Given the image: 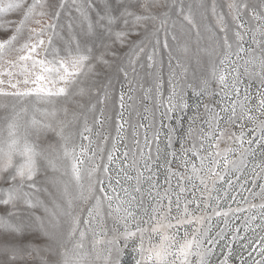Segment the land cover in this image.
<instances>
[{"label": "rangeland", "instance_id": "1", "mask_svg": "<svg viewBox=\"0 0 264 264\" xmlns=\"http://www.w3.org/2000/svg\"><path fill=\"white\" fill-rule=\"evenodd\" d=\"M237 2H241V0H237ZM213 3L216 4L218 15L212 13ZM231 3L232 0H166V4L151 8L153 15L164 19L163 28L161 29L159 20L156 22L146 21L142 27L136 29V35L128 37L124 47L113 46L112 55L107 57L108 63L112 65L111 68L97 65L95 75L85 79L84 83L80 85L86 92L83 97H76V103L81 107L77 109L69 106L70 113H76L80 120L67 131L75 133L82 130L85 119L88 127L92 129V132L89 133L91 144L88 140H78L76 143L82 145L87 150L88 156L92 157V160L89 161L86 156L84 159L87 163L82 167L87 168L88 165L94 163L100 169L93 181L99 182L95 197L101 199L103 206L99 210V215L93 212L90 217L88 213L92 212L95 207V198L89 199L87 203H82L78 199L80 189L71 179L70 172L68 175H61L48 170L43 163L41 164L42 171L38 181L43 191L38 194V198L43 201L44 207L25 211L24 219H28L30 213L33 217L46 220V234L34 231L28 237V242L46 249L41 255L48 264H59L64 259L62 253H67L70 264H76L77 261L79 264H106L109 249L112 250L109 264H116V252L119 250H122L119 264H137L136 249L140 245L139 237H133L128 241L123 239L124 222L121 219V214L112 209L120 207L121 212L124 211L120 199H129L130 203L142 199L143 203H135V207L128 214L134 213L137 220L148 218L150 212L145 209L149 207L150 203L153 207L155 206L154 201L150 200L147 195L153 181L144 180L140 185L141 192L136 193V176L139 172H144L145 176L154 175L156 177L154 182L158 186L159 192L163 194L168 175L166 168H170L173 172L184 173V180L179 182L183 183L186 189L180 201L181 208L185 202L191 201L193 196L197 197L196 203L202 205L200 209H196L194 204L190 203L189 211L194 212L204 221V228L201 231L208 232L204 247L210 250L215 249L214 255L210 258L211 264H219V260L227 255L226 245H230L232 249L229 264H241V261L243 264H255L258 260L264 261V254L259 253V247H264V240L261 239L264 237V224L261 223V219L264 217L261 216L260 211L261 204H264V194L260 193L259 189V185L264 184V180L260 179L259 170L257 169L258 175L255 183H252L253 176L249 174V170L245 169L244 177L240 180L236 179L238 173L230 172L224 182L214 184L215 177L209 178L208 174L200 171L197 167L199 176H193L192 181H187V177L193 175L191 165L199 166L201 163L188 149L195 146L199 156H207L208 151L217 150L211 145L213 140H220L218 132H225V140L220 142L219 151L223 153L229 148L235 151L236 145L226 141L231 132L239 134L241 131L240 128L227 125L224 120H221L217 132L213 133V140H209L207 133L211 126L205 119L207 113L204 111V105L207 103L219 110V105L212 104L209 100V96L216 86L215 82L209 84L208 91L200 94L202 81L211 80L214 65L218 67V60L222 56L221 44L224 33L220 32V24L222 23L228 30L230 39L235 31L232 16L229 15ZM245 3L249 5V8L245 10L241 21H248L246 27L251 31L245 36L244 47L257 53L260 49L253 45V40L264 43V38L260 36V25L251 20V12L259 11L261 0H242L241 6L243 7ZM60 4L61 0H48L47 6L42 9L47 13L46 17L40 18L38 10L37 16L26 25L24 35L16 47H20L27 41L28 29L36 32L43 29L45 34L40 38L46 42L52 40V45L49 46L46 43L45 49L56 50L63 54L65 51L64 41L69 35L67 25L75 21L79 13L76 11L75 5L71 3L62 10ZM181 8L183 13H181ZM57 13H59V19L56 18ZM189 14H191L195 27L187 24L183 19V16ZM9 15L15 14L10 13ZM4 22L5 18H0V23ZM53 23L54 31L48 30V25ZM119 27L122 28L124 25ZM158 30V36H154L153 33ZM75 31H79V29L77 28ZM75 38L82 42V49H92V54L95 56L103 55L107 45L112 43L105 33ZM158 40L161 42L167 40L168 47L163 48L160 43H157ZM32 43H36V40H33ZM18 55L15 50H12L5 54L4 59L11 64L18 59ZM136 55L140 56L139 60L135 59ZM39 58H44L43 53ZM47 58L50 60L52 56L49 55ZM249 58V56L234 58V64L241 69V80L243 81L240 85L241 89L248 88L254 94L258 90L260 80L258 77L250 78L244 75V68L247 67L252 73H258L261 69L258 58L254 60L253 64L242 63ZM130 61L134 66L130 64ZM0 68L7 70L8 65L0 64ZM12 71L18 72L19 68H14ZM182 73H186V75H182ZM232 75H236V73L233 72ZM173 77H175L174 84H169V80ZM157 78H159V85H162L159 96L155 91L158 86ZM3 79L7 81L6 77ZM173 86L177 92H182L184 96V101H181L178 96L173 97L174 102H187L188 108L166 114L168 96L171 95ZM105 88L109 95L105 103H100L101 100H105L103 91ZM92 93H97V95H92ZM121 94L125 97L124 101L120 100ZM212 99L224 102L223 96H216ZM0 105L6 106L0 108V124L5 126L7 121L3 118L12 115L11 108L17 107V110L20 111L23 107L12 98L5 97H0ZM99 120H102L103 124L98 123ZM57 122L53 121V123ZM121 123L124 124L123 130L119 128ZM256 127L258 129L259 125ZM121 132H123L122 137ZM157 132L159 136L156 143H153L152 138ZM252 135L254 133H248L249 137ZM105 138H107V142H105ZM137 138L139 143H137ZM48 139L51 143H56L54 137L50 136ZM149 145L151 148L148 147ZM41 147L46 148L47 143H42ZM201 148L206 151H199ZM156 149H159L158 158ZM259 151L261 149H257V152ZM113 153H115L113 162L109 164L108 157ZM124 153H128V156L125 157ZM181 157L186 158L189 165H184V160ZM238 158V156L230 155V159L237 160ZM262 159L264 157L258 154L250 157L249 169L252 163H259ZM146 163L152 169L151 172L146 167ZM208 163L205 160V164ZM61 166H67V162ZM185 167H188L187 172H184ZM105 168L108 169L107 174L104 171ZM118 171L121 177H128V179H121L120 184H116L115 179ZM221 171L222 169H217V172ZM106 176L113 177L111 184ZM201 178L207 181L208 188L212 191L205 190L200 184ZM244 178L248 183L240 187ZM88 183L86 178L82 180L85 193H87ZM177 183L174 178L173 187L168 189L169 196L173 201L176 200V193L180 190L176 187ZM228 184H232V187L229 188ZM65 186H67L68 195L73 199L72 215L79 216L81 220L78 233H86V238L82 242L83 250L79 253L74 251L75 244L80 239L79 235L77 234L71 241L68 240L71 218L66 214H61V211L66 212L69 207L63 194ZM113 186L117 189H121V186L128 188L135 200L125 197L122 190L120 198H115L116 194L112 192ZM101 188L105 191H100ZM152 191L155 192L156 189H152ZM109 193L113 197L111 207L108 206V200L104 199ZM201 196L207 198L200 200ZM156 198L159 199V196ZM203 204H208L209 208H203ZM45 207L52 212L55 219L46 217ZM165 207H167L166 204ZM213 208L217 212L229 213V215L217 216L212 211ZM174 214L175 212H173ZM141 224L148 227L143 224V220H141ZM131 230L139 232L135 222H132ZM188 230L191 231V228ZM233 237H244V239L234 241ZM150 238L149 234L145 235V247H148L147 241ZM113 240L116 241V245L110 243ZM252 249H255V252H252Z\"/></svg>", "mask_w": 264, "mask_h": 264}, {"label": "snow or ice", "instance_id": "2", "mask_svg": "<svg viewBox=\"0 0 264 264\" xmlns=\"http://www.w3.org/2000/svg\"><path fill=\"white\" fill-rule=\"evenodd\" d=\"M241 2L232 0L229 5V15L232 16V23L235 25L232 38H229L228 30L222 23L219 26L220 32L224 33L221 44L222 56L218 60V67L214 65L211 80L202 81V92L200 93L208 91L209 84L215 82L216 86L213 88L209 100L212 104H218L219 110L207 103L204 105V111L207 113L205 119L211 126L207 138L213 140V133L217 132L220 121L224 120L227 125L241 129L239 134L231 132L226 141L229 144H235L236 150L233 151L229 148L223 153L219 151L220 142L225 140V132H218L220 140H213L211 145L217 150L208 151L207 156H199L195 146L188 149L201 163L199 166L191 165L193 175L188 176L187 181H192L193 176H199L197 167L200 171L208 174L209 178L215 177L214 184L224 182L230 172L238 173L236 179L240 180L244 177L245 169H248L249 174L253 176L252 183H255L257 178V169L260 179L264 180V159L259 163H252L249 169L250 157H253L254 154L264 157V43L253 40V45L260 49L257 53L244 47L245 36L250 33L251 29L246 27L248 21H241L245 10L249 8L246 3L242 7ZM69 3L75 5L79 16L67 25L69 35L64 41L65 51L61 54L56 50L45 49V44L51 46L52 40L46 42L40 38L45 34L43 29L39 32L28 29L27 41L20 47H16L24 35L26 25L37 16L38 10L40 18L46 17L47 13L42 9L47 6L48 0H0V18H5V22L0 23V64L8 65L7 70L0 68V97L12 98L18 105L23 106L20 111L17 110V107L11 108L12 115L3 118L7 121L6 126L0 124V264H48L41 255L46 249L28 242V237L34 231L46 234V220L33 217L30 213L29 218L24 219L25 211L44 207L43 201L38 198V194L43 191L38 181L42 163L54 173L68 175L70 172L71 179L80 189L78 199L82 203H87L89 199L95 198V207L88 215L91 217L93 212L99 215L103 203L101 199L95 197L99 182H94L93 178L100 169L94 163L88 165L87 168L82 167L87 163L84 158L88 156V153L82 145L76 143L78 140H88L91 144L89 133L92 132V129L88 127L85 119L82 130L75 133L68 132L67 129L76 125L80 120L76 113H70L69 106L77 109L81 107L76 103V97H83L86 92L80 85L84 83L85 79L95 75L97 65H102L105 68L112 67L108 63L107 57L112 55L114 45L124 47L128 37L136 35V29L142 27L146 21L156 22L159 20L161 29L165 24L163 18L152 14L151 8L166 4V0H61V10ZM10 13L15 15H9ZM181 13H183L182 8ZM212 13L218 15L215 3L212 5ZM56 18L59 19V13ZM183 19L187 24L195 27L191 14L183 16ZM251 20L260 25V36L264 38V0H261L259 11L251 12ZM120 25H124V27L121 28ZM77 28L79 31H75ZM48 30L54 31V23L48 25ZM98 33H105L108 40L112 42L107 45L101 56L93 55L92 49H82V42L75 38L77 36L91 37ZM158 34L159 30L153 33L154 36H158ZM33 40H36V43H32ZM157 43H160L163 48L168 47L167 40L162 42L158 40ZM12 50H15L19 55L14 63L9 64V61L4 57ZM41 53H43V59L39 58ZM49 55L52 56L50 60L47 58ZM240 56L250 57L246 62H242L246 64H253L254 60L259 59L260 72L252 73L247 67L244 68V75L250 78L258 77L260 80L258 90L254 94L248 88L241 89L240 87L243 83L241 69L234 64V58ZM135 59L139 60L140 56L136 55ZM130 64L133 62L130 61ZM14 68H19V71H12ZM233 72L236 75H232ZM182 75H186V73H182ZM4 77L7 78V81L3 79ZM174 80L175 77L168 83L174 84ZM157 84L155 91L159 96L162 87L159 85V78H157ZM103 91L105 100H101L100 103H105L109 95L106 88ZM92 95H97V93H92ZM175 96L184 101L182 92H177L173 86L172 93L168 96L166 114L188 108L187 102H174L173 97ZM216 96H223L224 102L212 99ZM120 100H125L123 94L120 95ZM3 107L6 106L0 105V108ZM53 121L58 122L53 123ZM98 123L103 124V121L99 120ZM256 125H259L258 129ZM119 128L123 130L124 124L121 123ZM248 133H254V135L249 137ZM50 136L55 138V144L48 139ZM122 136L123 132H121ZM158 136L159 133H155L152 138L153 143H156ZM105 142H107V138H105ZM145 142L147 144V140ZM42 143H47V147H41ZM137 143H139L138 138ZM148 147L151 148L150 145ZM257 149H261V151L257 152ZM199 151L206 150L201 148ZM156 152L158 158L159 149H156ZM230 155L239 158L233 160L230 159ZM114 156L115 153L108 157L109 164L113 162ZM124 156L127 157L128 153H124ZM181 159L184 160V165H189L186 158L181 157ZM88 160L91 161L92 157L88 156ZM205 160L209 163L205 164ZM65 162H67V166L62 167L61 165H64ZM146 167H148L147 163ZM217 169H222V171L217 172ZM148 170L152 171L150 167ZM104 171L106 174L108 173L107 168ZM166 171L168 175L163 194L159 192L158 186L154 182L156 179L154 175L145 176L144 172H139L136 176V193L141 192L140 185L144 180L153 181L147 195L150 200L154 201L155 206L153 207L150 203L149 207L145 209L150 212V215L146 219L141 218L143 224L148 227L142 226L141 220H137L134 213L128 214L135 207V203H143L142 199L135 203H130L129 199H120L124 211L121 212L120 207L112 209L121 214V219L124 222L123 239L128 241L133 237H139L140 245L136 249L137 264H211L210 258L214 255L215 249L210 250L204 247L205 239L208 236V232L201 231L204 228V221L200 216L189 211L190 203L194 204L196 209H200L202 205L196 203L197 197L193 196L192 200L185 202L181 208L180 201L186 189L183 183L179 182L184 180V173L173 172L170 168H166ZM187 171L188 167H185L184 172ZM84 178L89 182L87 193L83 191L82 180ZM106 178L111 184L113 177L106 176ZM174 178L178 182L176 187L180 189L176 193L175 201L170 198L168 193V189L173 187ZM115 179L116 184H120L121 179H128V177H121L118 171ZM246 183L248 181L244 178L240 187ZM200 184L206 191H212L204 179H200ZM227 186L231 188L232 184ZM152 189H156V191L153 192ZM259 189L260 193L264 194V184L259 185ZM121 190L125 197L135 200L129 189L122 186L121 189L112 187V192L116 194L115 198H120ZM100 191L103 192L105 189L101 188ZM63 194L69 207L66 212L61 211V214H66L71 218L68 240L71 241L73 237L79 235L80 239L74 248V251L79 253L83 250L82 242L86 238V233H78L81 220L79 216L72 215L73 199L68 195L67 186H65ZM157 196L159 199L156 198ZM206 198V196H201L200 200ZM104 199L108 200V206L111 207L113 200L111 193ZM203 208L207 209L209 205L203 204ZM212 211L217 216L229 215V213L217 212L215 208ZM260 211L261 216L264 217V204H261ZM173 212H175L174 215ZM45 214L46 217L55 219L52 212L46 207ZM173 220L176 222L173 223ZM132 222H135L139 232L131 230ZM261 223L264 224V219H261ZM189 228L191 231L188 230ZM146 234L151 237L147 241L148 247H145ZM237 239H244V237H233L234 241ZM261 239L264 240V237ZM110 243L116 245L115 240ZM111 251L109 249L106 264L111 261ZM121 251L116 252V264H119ZM226 251L227 255L219 260V264H229V257L232 255L230 245H226ZM251 251L255 252V249ZM259 253L264 254V247H259ZM61 255L64 259L59 264H70L67 253ZM76 264H79V261ZM255 264H264V261L258 260Z\"/></svg>", "mask_w": 264, "mask_h": 264}]
</instances>
